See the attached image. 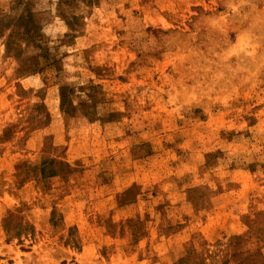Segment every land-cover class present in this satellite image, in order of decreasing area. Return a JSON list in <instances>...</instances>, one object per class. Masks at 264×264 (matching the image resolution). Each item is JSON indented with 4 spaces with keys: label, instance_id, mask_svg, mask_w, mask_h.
<instances>
[{
    "label": "rangeland",
    "instance_id": "rangeland-1",
    "mask_svg": "<svg viewBox=\"0 0 264 264\" xmlns=\"http://www.w3.org/2000/svg\"><path fill=\"white\" fill-rule=\"evenodd\" d=\"M0 264H264V0H0Z\"/></svg>",
    "mask_w": 264,
    "mask_h": 264
},
{
    "label": "trees",
    "instance_id": "trees-1",
    "mask_svg": "<svg viewBox=\"0 0 264 264\" xmlns=\"http://www.w3.org/2000/svg\"><path fill=\"white\" fill-rule=\"evenodd\" d=\"M54 173H55V171H54V170L45 171V169H44V167H43V166L40 168V175H41L42 177H49V176H53V175H54Z\"/></svg>",
    "mask_w": 264,
    "mask_h": 264
}]
</instances>
